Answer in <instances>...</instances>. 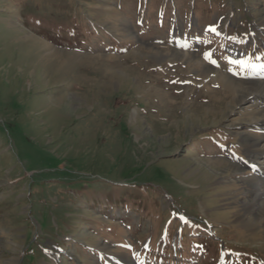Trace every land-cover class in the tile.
<instances>
[{
	"label": "rangeland",
	"instance_id": "obj_1",
	"mask_svg": "<svg viewBox=\"0 0 264 264\" xmlns=\"http://www.w3.org/2000/svg\"><path fill=\"white\" fill-rule=\"evenodd\" d=\"M262 79L264 0H0V264H264Z\"/></svg>",
	"mask_w": 264,
	"mask_h": 264
},
{
	"label": "bare ground",
	"instance_id": "obj_2",
	"mask_svg": "<svg viewBox=\"0 0 264 264\" xmlns=\"http://www.w3.org/2000/svg\"><path fill=\"white\" fill-rule=\"evenodd\" d=\"M231 84L235 90H238L237 87L242 88L244 92L246 90V97L253 99L254 107L252 115L246 117V121L258 126L259 130L262 132V134H258L255 137L246 135L243 141L247 146L249 155L252 156L251 163L257 169L256 175L252 176V179L258 182L256 184L257 186H260L258 187L254 203H252L250 207L257 210L259 218L264 219V79L252 82H241L236 80L231 81Z\"/></svg>",
	"mask_w": 264,
	"mask_h": 264
},
{
	"label": "snow or ice",
	"instance_id": "obj_3",
	"mask_svg": "<svg viewBox=\"0 0 264 264\" xmlns=\"http://www.w3.org/2000/svg\"><path fill=\"white\" fill-rule=\"evenodd\" d=\"M214 30V29H213Z\"/></svg>",
	"mask_w": 264,
	"mask_h": 264
}]
</instances>
